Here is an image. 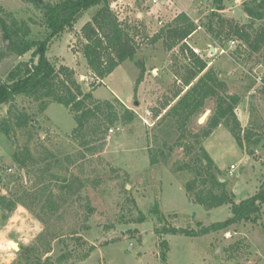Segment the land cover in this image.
Here are the masks:
<instances>
[{
  "label": "rangeland",
  "instance_id": "rangeland-1",
  "mask_svg": "<svg viewBox=\"0 0 264 264\" xmlns=\"http://www.w3.org/2000/svg\"><path fill=\"white\" fill-rule=\"evenodd\" d=\"M110 1L120 20L140 25L134 59L102 80L94 75L83 54L82 27L98 6L51 39L46 55L57 67L72 68L84 92L91 90L99 101L111 100L119 110L125 106L133 118L110 126L114 132L108 131L103 139L84 144L73 137L75 117L61 103L52 102L40 112L39 102L18 95L11 104L0 105V187L4 195L22 201L7 219L0 209V264H29L19 260L22 249L28 250L31 261L50 258L47 264H162L160 242L165 238L170 244L169 264H264V205L257 222L243 221L204 236L156 232L164 226L199 229L200 224L208 226L231 215L229 204L210 210L193 201L199 189L211 187L208 170L237 202L259 190L264 180V86L257 78L264 77V48L251 51L238 39H232L234 45H229L231 40L213 41L206 30L213 0L164 5L151 0ZM244 7L245 0H225L221 13L240 23L264 25L263 16L249 15ZM183 13L198 26L183 42L202 50L208 62L203 73L215 69L224 84L218 88L219 96L240 97L233 111L242 145L231 130L233 117L223 118L204 137L216 97L207 98L185 123L174 111L169 113L203 74L187 86L184 78L191 60L189 51H182L183 42L172 48H167L164 38L151 42ZM9 14L29 24V40H43L50 32L33 0H0V17L8 19ZM6 43L0 23L1 81L9 80L19 65L37 61L33 50L19 56L9 53ZM209 46L214 48L211 53ZM113 94L126 103L117 104L120 99H111ZM208 109L211 113L201 124L199 119ZM9 110L26 111L32 117L30 126L17 128ZM257 138L260 143L254 144ZM16 152L23 163L15 160ZM205 153L213 161L209 169L200 164ZM232 164L236 169L231 175ZM199 172L200 179L206 177L208 182L188 192L187 183L199 178ZM85 253L89 257L81 259ZM63 254L68 258L59 261Z\"/></svg>",
  "mask_w": 264,
  "mask_h": 264
},
{
  "label": "trees",
  "instance_id": "trees-1",
  "mask_svg": "<svg viewBox=\"0 0 264 264\" xmlns=\"http://www.w3.org/2000/svg\"><path fill=\"white\" fill-rule=\"evenodd\" d=\"M33 1L42 10L43 25L50 30L43 40H29L31 28L26 21H19L14 17H10L12 14L8 15L10 17L8 19L0 17L3 35L7 41L5 44L6 50L19 56L33 50L34 56L37 57L36 62L23 63L16 67L9 80H0V105L11 104L18 95H24L39 102V111L43 112L50 103L58 102L66 106L75 117L76 126L72 134L75 139L82 140L84 144L103 139V135L107 134L111 128L110 126L117 122L127 123L133 118V112L123 106L120 100L116 103L123 106V110H119L111 100H96L91 90L84 92L81 84L76 79L75 71L66 65L57 67L47 57L46 51L51 39L59 35L65 28L72 26L88 9L98 6L99 8L93 18L82 27V38L86 41L82 49L90 69L96 77L102 80L114 72L124 61L135 58L138 51L135 35L141 33L140 25L131 26L120 20L111 8L110 0ZM224 1L213 0L214 9L206 25V30L211 35L212 40L223 44L224 41L238 39L251 51H261L264 48V25L256 26L253 21L240 23L234 18L225 17L221 13L224 9ZM244 9L249 15L259 14L264 17V0H245ZM197 29L198 26L194 20L183 13L173 22L161 28L153 36L151 42L154 43L164 38L167 48H172L190 37ZM181 48L183 52L189 51V59L191 60L190 65L186 66L188 73L184 78V82L188 86L203 73L208 66V62L205 58L195 54L186 43L183 42ZM139 64L143 66L142 61H139ZM223 87L224 84L215 69L209 68L180 97L169 113L174 111L185 123V121L190 120L195 111L203 107L207 98L216 97L215 113L209 119V127L204 130V137H208L218 127L223 118L233 117L234 126L231 130L234 137L242 145L243 138L239 131L240 124L233 111L240 97L235 94L219 96L218 88ZM9 111L17 128L26 129L30 126L32 117L26 111L18 114H14L12 110ZM9 132L7 130V133ZM250 136L248 135L247 139H250ZM260 141L261 138H257L253 143L259 144ZM205 157V160L200 161V164L203 169H209L213 161L206 153ZM14 158L17 162L23 163L18 152L14 154ZM156 161V159L152 160V162ZM207 172L211 180V187L205 188L203 186L199 189L193 195V201L210 210L229 204L231 215L226 220L214 222L208 226L200 224L199 229L164 226L156 230L158 235L183 234L199 237L211 232L227 230L243 221L255 223L259 220L264 205V180L255 194L237 202L234 195L226 190V185L216 177V174L209 170ZM198 175L199 178L196 177L187 183L188 192H193L194 187L200 182L201 185H206L208 182L206 177L200 179L201 175L203 176L201 172ZM1 181L2 175L0 173ZM18 199L4 195L0 187V209L4 211L3 216L5 219L16 209L18 203H22ZM153 210L157 214L160 213L157 206ZM160 246L162 264H169V241L166 238L162 239ZM27 252L28 250L22 249L19 260L25 259L29 264H47V261L50 260V258H46L42 261L39 257L37 261L32 260V262L27 256ZM88 257L89 253H85L81 256V259ZM67 258L68 256L63 254L60 256L59 261Z\"/></svg>",
  "mask_w": 264,
  "mask_h": 264
},
{
  "label": "built area",
  "instance_id": "built-area-1",
  "mask_svg": "<svg viewBox=\"0 0 264 264\" xmlns=\"http://www.w3.org/2000/svg\"><path fill=\"white\" fill-rule=\"evenodd\" d=\"M168 1L170 2H174L175 0H151V3H153V4H162V5H164V4H166V3H168ZM235 40H231V42H230V44L229 45H234L235 44ZM212 49H213V47L212 46H209V48H208V51L211 53V51H212ZM192 50L194 51V53L195 54H197V55H199V56H201V57H203V53H202V50L200 49V48H198V47H192ZM221 51H225L224 50V47H222V50ZM258 79V83H259V85H262V86H264V78L262 77H259V78H257ZM262 86H261V88H262ZM254 91H256V90H254ZM109 131H110V133H113L114 132V128L113 127H111L110 129H109ZM235 169H236V166L234 165V164H232L231 165V169L229 170V173L232 175V174H234V171H235Z\"/></svg>",
  "mask_w": 264,
  "mask_h": 264
},
{
  "label": "water",
  "instance_id": "water-1",
  "mask_svg": "<svg viewBox=\"0 0 264 264\" xmlns=\"http://www.w3.org/2000/svg\"><path fill=\"white\" fill-rule=\"evenodd\" d=\"M212 51H214V48L212 49ZM140 59H141V57H140ZM210 113H211V110H210V109L206 110V111L203 113V115L200 117L199 122H200L201 124L204 123L205 120L207 119V117L209 116ZM10 244L12 245V247H13L15 250L20 251V246H19V244H18L17 242L11 240V241H10Z\"/></svg>",
  "mask_w": 264,
  "mask_h": 264
},
{
  "label": "crops",
  "instance_id": "crops-1",
  "mask_svg": "<svg viewBox=\"0 0 264 264\" xmlns=\"http://www.w3.org/2000/svg\"><path fill=\"white\" fill-rule=\"evenodd\" d=\"M189 14V13H188ZM190 15V14H189ZM192 18V17H191ZM194 19V18H193ZM114 97H116V98H118V99H120V101H123L124 103H126V101L123 99V98H121L118 94H113V96H112V98L111 99H113Z\"/></svg>",
  "mask_w": 264,
  "mask_h": 264
},
{
  "label": "bare ground",
  "instance_id": "bare-ground-1",
  "mask_svg": "<svg viewBox=\"0 0 264 264\" xmlns=\"http://www.w3.org/2000/svg\"><path fill=\"white\" fill-rule=\"evenodd\" d=\"M7 245V244H6ZM8 248V246H6Z\"/></svg>",
  "mask_w": 264,
  "mask_h": 264
}]
</instances>
